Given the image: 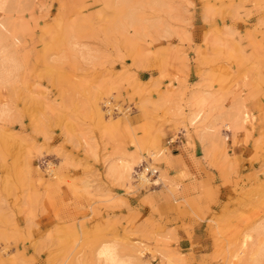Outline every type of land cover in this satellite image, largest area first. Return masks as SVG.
<instances>
[{
	"label": "rangeland",
	"instance_id": "374dc122",
	"mask_svg": "<svg viewBox=\"0 0 264 264\" xmlns=\"http://www.w3.org/2000/svg\"><path fill=\"white\" fill-rule=\"evenodd\" d=\"M0 34V264H229L264 228V0H7Z\"/></svg>",
	"mask_w": 264,
	"mask_h": 264
},
{
	"label": "bare ground",
	"instance_id": "6f19581e",
	"mask_svg": "<svg viewBox=\"0 0 264 264\" xmlns=\"http://www.w3.org/2000/svg\"><path fill=\"white\" fill-rule=\"evenodd\" d=\"M6 3H7V0H0V8H3ZM4 26L6 27V29H9L8 26H6V25H4ZM0 36H1V34H0ZM16 39H18V38H16ZM16 39H15V41H17ZM0 51H2V52H0L1 54L3 53V55H6L3 57L4 59L2 61H0V81H2V80H5V78H7V76L9 75V73L11 71L10 70L11 67H14L16 64L14 61L15 60L14 57L11 54L6 53L5 49H2ZM208 89H210V88H208ZM196 93H197V94H195L196 96L195 97L193 96L194 97L193 100L195 103L194 108L192 109V111L190 112V114L188 116V122L191 125H193L196 122H198L199 120H201V112H202L203 106L204 105L206 106V104L209 101V96L211 95L210 90H203V91H199ZM234 110H235V108H234ZM235 113H237V112H235ZM235 113L234 112H226L225 116L227 117V119H233V117L235 116ZM103 119L104 118L101 117V120H103ZM210 135H211L210 133H205V134H203V138L208 139V138H210ZM2 139H4V136L2 137ZM128 168H129L128 164H126L124 162L123 163L117 162V163H114L113 165H111L110 172L113 175L121 176L123 173H125L128 170ZM140 178H141V185L145 182L150 181L149 178L145 175V173H142ZM254 229L256 230V235H255L254 240L252 242L250 239H248L246 241L242 238L239 240L237 239L236 241H233V242L229 241L230 243L229 242L226 243V246H224L225 248L228 246H231V245L237 246V248L232 250V252H230L231 251L230 248H226L231 254L230 255V261H228L229 264H236V263H238L237 261H239V260L241 261V259L243 257V253L247 251V242H250V250L248 251L249 264H259L260 263L261 257L264 256V228L260 229L259 227H255ZM240 240H242V241L240 242ZM103 241L98 242V245H96L97 243L95 244V246H97V248H96L95 253H94V258L90 259L94 262L92 264H139L137 258L125 255L123 252H121L119 250L117 245L114 244L113 242L111 243V242H106V241L103 242ZM140 252H142V251H140ZM86 261H87V259H86Z\"/></svg>",
	"mask_w": 264,
	"mask_h": 264
}]
</instances>
